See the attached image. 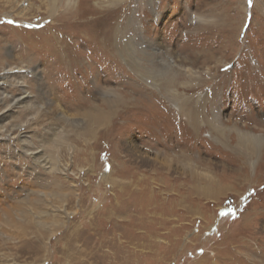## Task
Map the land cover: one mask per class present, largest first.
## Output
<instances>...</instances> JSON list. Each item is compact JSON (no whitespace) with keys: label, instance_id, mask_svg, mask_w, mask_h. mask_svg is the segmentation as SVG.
Listing matches in <instances>:
<instances>
[{"label":"rangeland","instance_id":"rangeland-1","mask_svg":"<svg viewBox=\"0 0 264 264\" xmlns=\"http://www.w3.org/2000/svg\"><path fill=\"white\" fill-rule=\"evenodd\" d=\"M0 83V264H264V0H0Z\"/></svg>","mask_w":264,"mask_h":264},{"label":"bare ground","instance_id":"bare-ground-1","mask_svg":"<svg viewBox=\"0 0 264 264\" xmlns=\"http://www.w3.org/2000/svg\"><path fill=\"white\" fill-rule=\"evenodd\" d=\"M193 19V21L194 20H196V22H209V20L208 19H205V18H201V17H199V18H197V17H193L192 18ZM116 37V36H115ZM119 40H117L116 42H118ZM173 64V63H172ZM172 67H173V65H171ZM14 68H9V69H6L5 71H6V73H14ZM30 73V72H29ZM36 74L34 71H32V74ZM15 74H16V72H15ZM19 75V74H18ZM16 76H17V74H16ZM6 78H7V74H6V76H5ZM168 82V81H167ZM3 85V83H0V90H2V92L4 91V88L3 87H1ZM22 86L21 87H24L23 86V84H21ZM4 93V92H3ZM29 96V95H28ZM24 98V97H23ZM21 100H22V98H19V99H17L16 101H15V104L17 103H20L21 102ZM105 103V102H104ZM25 105L26 104H23V106L25 107ZM93 105V104H92ZM11 107V106H10ZM27 107V106H26ZM93 107V106H92ZM91 107V108H92ZM94 108H95V106H94ZM98 110V109H97ZM183 110V109H182ZM185 110V109H184ZM183 110V111H184ZM99 111V110H98ZM101 113H100V115L96 118V119H98V120H103V119H106V118H108V117H106V115L104 114V112L101 110L100 111ZM180 112V111H179ZM182 112V111H181ZM180 112V113H181ZM92 113H93V111H92ZM88 114V113H87ZM95 114H97V113H95ZM110 116V115H109ZM90 117V116H89ZM6 118H7V116H6ZM88 118V117H87ZM189 118V117H188ZM192 119L194 120L192 123H191V125L193 126V127H195L196 126V124H195V118L192 116ZM88 120V119H87ZM90 122V121H89ZM2 123V122H1ZM190 124V123H189ZM198 129V128H197ZM11 134V133H10ZM58 137V136H57ZM251 140H252V138H251ZM60 141V140H59ZM62 141V140H61ZM22 142H24V140L22 141ZM252 142V141H251ZM245 143V142H244ZM257 145H258V143H256ZM25 145V144H24ZM27 147V146H26ZM31 147V146H30ZM38 150V149H37ZM28 152V151H27ZM42 151H37L36 153L37 154H39V153H41ZM29 153V152H28ZM31 154V153H30ZM32 155H34V154H32ZM40 161V160H39ZM42 162H45L44 163V165L45 166H47L48 168H50V170L52 171V170H57L58 168L56 167L57 166V164L53 161V160H41ZM41 164V163H40ZM59 165V164H58ZM44 167V166H43ZM59 170V169H58ZM5 174V173H4ZM55 185H57L58 186V184L57 183H55ZM9 189V188H8ZM43 194V193H42ZM61 196V195H60ZM41 197V196H40ZM64 197H62V201H64ZM44 200V199H43ZM61 201V202H62ZM60 202V201H59ZM23 203L24 204H26L27 203V200L25 199V201H23ZM64 204V203H63ZM61 206H63V208H64V205H61ZM59 209V208H58ZM62 209V208H61ZM63 210V209H62ZM64 212V214H66V218L68 217V216H70L67 212H65V211H63ZM108 212H110V211H108ZM19 215V214H18ZM61 215H62V212H61ZM13 216V215H12ZM95 217H97V216H95ZM111 219V218H110ZM14 220H16V227L18 228V229H20V231L22 232V234L23 235H26V234H29V231H28V229L26 228V226L24 225V224H22L20 221H19V219L18 218H16V216H13L12 217V223H14L15 221ZM29 220V219H28ZM102 220V219H101ZM104 221V220H103ZM24 223L25 224H27L28 223V221H27V219H25L24 220ZM62 223V222H61ZM31 224V223H30ZM63 224V223H62ZM122 224V223H121ZM39 225H41V226H43L42 225V223H40ZM40 226V227H41ZM55 226V225H54ZM122 226H124V225H122ZM49 233V234H52L53 235V233L55 234V231H54V229H52V228H45L44 230H43V232L42 233ZM41 233V232H40ZM41 233V234H42ZM51 236V235H50ZM26 242H27V240H26ZM32 243V242H31ZM22 244V243H21ZM27 244H30V243H27ZM20 246H22V245H20ZM29 246V245H28ZM19 247V246H18ZM26 246H24V248H25ZM33 248V247H32ZM29 251V250H28ZM35 251H37V250H35ZM23 252H24V250H23Z\"/></svg>","mask_w":264,"mask_h":264}]
</instances>
